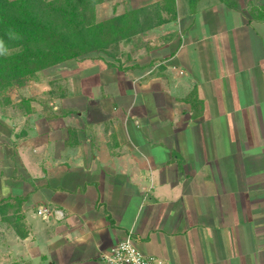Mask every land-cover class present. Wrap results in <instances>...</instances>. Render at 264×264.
<instances>
[{
	"label": "crops",
	"instance_id": "1",
	"mask_svg": "<svg viewBox=\"0 0 264 264\" xmlns=\"http://www.w3.org/2000/svg\"><path fill=\"white\" fill-rule=\"evenodd\" d=\"M98 8L160 16L0 100V190L25 200L9 254L106 264L132 230L163 264H264V0Z\"/></svg>",
	"mask_w": 264,
	"mask_h": 264
},
{
	"label": "trees",
	"instance_id": "2",
	"mask_svg": "<svg viewBox=\"0 0 264 264\" xmlns=\"http://www.w3.org/2000/svg\"><path fill=\"white\" fill-rule=\"evenodd\" d=\"M77 1L84 4L81 9L86 11H95L103 2ZM72 2L74 0H68L67 4L61 3L59 10L65 12V7L75 10L76 7L70 4ZM16 4L18 11L12 14L0 3V39L7 48H15L8 55L0 56V88L24 87L30 81L39 80L43 71L71 60L85 57L103 59L106 54L115 53L120 44H128L134 36L155 28L157 25L147 24V21H154L155 17L160 16L159 10L133 11L103 21L94 18L86 27L79 15L70 16L72 36L75 35L72 39L60 28L41 21L32 12L30 0H19ZM9 33L19 39L10 38ZM24 201L16 199L15 204L6 203L1 209L10 208L17 215ZM16 217L20 222L22 216Z\"/></svg>",
	"mask_w": 264,
	"mask_h": 264
},
{
	"label": "rangeland",
	"instance_id": "3",
	"mask_svg": "<svg viewBox=\"0 0 264 264\" xmlns=\"http://www.w3.org/2000/svg\"><path fill=\"white\" fill-rule=\"evenodd\" d=\"M17 1L19 0H0L1 5L7 7L8 11L12 14L17 13ZM68 0H30V7L33 13L41 20L46 22L51 26H55L60 28L62 31L66 32L70 38H75V35L72 36V29L70 27V16L79 15L84 22V26H88L89 23L95 18L98 21H102L105 18V14L99 12L98 6L95 11L88 9V11L81 9L84 4L82 2H78L74 0V2L70 3L71 6H75L76 9L73 8L68 9L66 11L59 10L58 6L61 3L67 4ZM91 6V4H88ZM61 7V6H60ZM96 15V17H95ZM70 28V29H69ZM17 46V45H16ZM17 48V47H16ZM18 49V48H17ZM8 52H12L15 50L14 47H8ZM22 91H18L17 87L14 88H0V100L4 101L9 93L15 94L16 99L18 97H23V94L29 95L30 88L27 86L22 87ZM16 91V92H15ZM45 97H47L45 95ZM6 203L11 205L15 204V202H7L6 199L2 197V192L0 190V264H19V255L16 252H12V255L9 254V244L11 240H14L17 235L21 236L22 232L20 231V222L17 217L20 214L14 215L12 209L2 210Z\"/></svg>",
	"mask_w": 264,
	"mask_h": 264
},
{
	"label": "built area",
	"instance_id": "4",
	"mask_svg": "<svg viewBox=\"0 0 264 264\" xmlns=\"http://www.w3.org/2000/svg\"><path fill=\"white\" fill-rule=\"evenodd\" d=\"M39 215L47 216L41 209ZM101 257L106 264H163L161 260L146 255L139 249L132 230L110 250L101 253Z\"/></svg>",
	"mask_w": 264,
	"mask_h": 264
},
{
	"label": "clouds",
	"instance_id": "5",
	"mask_svg": "<svg viewBox=\"0 0 264 264\" xmlns=\"http://www.w3.org/2000/svg\"><path fill=\"white\" fill-rule=\"evenodd\" d=\"M10 35V38H13V39H19V37L15 36V34L13 33H9ZM8 48L5 46V43L2 39H0V56H6L8 55ZM8 190L5 189V193L7 192Z\"/></svg>",
	"mask_w": 264,
	"mask_h": 264
}]
</instances>
